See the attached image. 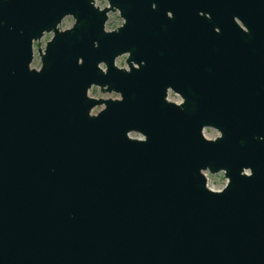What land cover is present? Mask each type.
<instances>
[{
  "label": "water",
  "instance_id": "95a60500",
  "mask_svg": "<svg viewBox=\"0 0 264 264\" xmlns=\"http://www.w3.org/2000/svg\"><path fill=\"white\" fill-rule=\"evenodd\" d=\"M106 3L0 0V264H264V0Z\"/></svg>",
  "mask_w": 264,
  "mask_h": 264
},
{
  "label": "rangeland",
  "instance_id": "374dc122",
  "mask_svg": "<svg viewBox=\"0 0 264 264\" xmlns=\"http://www.w3.org/2000/svg\"><path fill=\"white\" fill-rule=\"evenodd\" d=\"M95 1V5L98 6L99 8H103L104 6L107 5L106 0H94ZM122 23L121 18L117 15V14H111L109 15V19L105 25V29L107 31H111L113 29H115L116 27H118L120 24ZM73 24V20L72 18L65 20L61 25V29H67L70 28L71 25ZM50 35L49 34H45L42 39L36 43H34L33 46V52H34V58L33 61L31 63V67L32 68H38L39 67V56L37 54V49L39 46V49L43 50V48L45 47L46 42L49 40ZM125 59L126 56H121L119 58H117L115 64L117 67L119 68H126V64H125ZM88 96L92 97V98H103V99H115L118 98V96L116 94L110 93V94H102L98 88H91L88 92ZM168 100L170 101H175V100H179L178 97H175L173 93L169 92L168 96H167ZM100 108H95L93 109L92 113H96L97 111H99ZM207 138L212 139L213 137H215L216 135H218L217 131L214 129H205V134H204ZM131 137H136L138 138L139 136L136 134H131ZM207 183H208V187L214 190L220 189L222 186L225 185L226 183V179L223 176V173H218L216 175H211L207 172Z\"/></svg>",
  "mask_w": 264,
  "mask_h": 264
},
{
  "label": "built area",
  "instance_id": "2783aa9c",
  "mask_svg": "<svg viewBox=\"0 0 264 264\" xmlns=\"http://www.w3.org/2000/svg\"><path fill=\"white\" fill-rule=\"evenodd\" d=\"M101 8V7H100ZM168 99V98H167ZM170 101V100H169ZM172 102H175V101H172ZM93 112V110L91 111V113ZM98 112V111H97ZM92 114H95V113H92ZM205 129L203 130V136L206 138V139H209V140H213V139H215L218 135H216L215 137H213L212 139H210V138H207L205 135ZM140 138V137H139ZM204 175H205V177H206V183H207V172H204L203 173ZM226 184V183H225ZM225 186V185H224ZM224 186H222L220 189H217V190H214V189H211V188H209L208 187V183H207V187L210 189V190H213V191H220Z\"/></svg>",
  "mask_w": 264,
  "mask_h": 264
},
{
  "label": "flooded vegetation",
  "instance_id": "af4514ba",
  "mask_svg": "<svg viewBox=\"0 0 264 264\" xmlns=\"http://www.w3.org/2000/svg\"><path fill=\"white\" fill-rule=\"evenodd\" d=\"M113 14H117V15H118L117 12H116V13H113ZM109 15H111V14H108V19H109ZM118 16H119V15H118ZM70 18H71V17H69V16L64 17V18L61 20V24H62L65 20L70 19ZM107 21H108V20H107ZM106 23H107V22H106ZM61 24H60V25H61ZM105 25H106V24H105ZM45 34H47V33H45ZM49 34H51V33H49ZM173 94H174L175 97H178V98H179V100H175L174 103L179 104V102L181 101L179 95H178L177 93H173Z\"/></svg>",
  "mask_w": 264,
  "mask_h": 264
}]
</instances>
